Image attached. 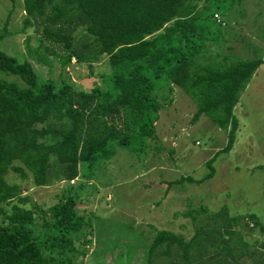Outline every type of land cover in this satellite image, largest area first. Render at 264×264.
Instances as JSON below:
<instances>
[{"label":"trees","instance_id":"trees-1","mask_svg":"<svg viewBox=\"0 0 264 264\" xmlns=\"http://www.w3.org/2000/svg\"><path fill=\"white\" fill-rule=\"evenodd\" d=\"M21 2L22 28L32 26L40 33L35 47H29V36H24L32 61L47 64L51 55L61 68L72 58L90 66V61L105 55L110 67L102 75L103 85L83 89L70 79L58 83L49 77L39 79L30 61L17 62L0 50V72L20 82L0 75V264H73L86 255L91 241L88 215L78 210L79 197L71 191L76 178L96 157L111 158L114 146L135 153L144 142L156 141L160 101L171 102L173 86L194 103L192 121L204 115L226 131V142L216 153L228 151L237 128L233 106L264 57L242 58L246 52L242 57L229 52L230 58L220 51L219 41H225L222 46L230 51V39L235 38L233 32H222L223 16L235 0ZM80 27L95 46L91 58L74 45L73 31ZM6 33L5 27L0 28V40ZM216 153L205 161L202 177L182 178L194 183L211 178ZM51 156L61 172L57 180L70 189L60 190L54 203L41 208L22 194L19 182H8L5 175L13 171L21 180L43 186ZM245 218L255 226V217ZM259 234L251 233L250 245L243 241L242 247L229 236L223 244H214L202 229L186 240L158 230L148 245L145 264H150L153 253L174 264H233L255 252L260 257L252 264H264V227ZM171 248L181 261L170 255Z\"/></svg>","mask_w":264,"mask_h":264},{"label":"rangeland","instance_id":"rangeland-1","mask_svg":"<svg viewBox=\"0 0 264 264\" xmlns=\"http://www.w3.org/2000/svg\"><path fill=\"white\" fill-rule=\"evenodd\" d=\"M23 17L21 0H0V28L5 27L7 31L0 40L1 51L17 62L30 61L39 79L49 77L56 83L61 78L70 79L83 89L94 83L103 85L102 75L110 71L105 55L90 61V66L86 61L77 62L72 58L61 68L51 55L47 64L32 61L26 53L24 36H29L28 46L35 47L40 33L32 26L22 28ZM223 17L226 24L222 32H233L235 38L230 39V51L222 46L225 41H219L222 53L242 57L246 52L247 57L242 58L262 54L264 57V0H235L233 9ZM73 37L80 53L91 58L95 46L81 27L73 31ZM55 51L60 53L58 48ZM262 73L264 64L258 76L250 80L247 92L241 91L233 106L237 128L228 151L216 153L226 142V131L204 115L192 121L194 103L175 89L169 96L170 103L160 101L156 144L148 140L135 153L126 147L114 146L111 158L96 157L94 164L83 171L84 175L71 188L79 197L78 210L88 215L91 230L89 250L73 264H145L148 245L158 230H169L186 240L202 229L215 239L214 244H223L229 236L242 247L243 241L250 245L251 233L260 235L259 228L264 227V168L258 167L264 163ZM0 75L7 80H18L4 72ZM214 153L211 178L200 183L183 179L187 175L202 177L207 171L204 163ZM220 158L225 159L223 166ZM59 174V165L51 156L43 186H34L30 179L21 180L13 171L5 178L8 182H19L22 194L46 208L57 200L60 190L70 189L68 183L57 180ZM215 214L219 215L213 217ZM247 215L255 217V226L251 227L252 221L245 218ZM194 249L195 246L189 248L190 259H194L190 256ZM170 250V255L181 261L180 255ZM239 261L247 264V259ZM150 264L174 263L164 255L153 253Z\"/></svg>","mask_w":264,"mask_h":264},{"label":"crops","instance_id":"crops-1","mask_svg":"<svg viewBox=\"0 0 264 264\" xmlns=\"http://www.w3.org/2000/svg\"><path fill=\"white\" fill-rule=\"evenodd\" d=\"M262 64H264V63L259 64V65L257 66V68L254 70V72L252 73V75H251V77H250L248 83L246 84V86H245L244 89L242 90V93L247 92V91H245V90H248V88H249V86H250V85H249L250 80H251L252 78L258 76V70H259V68L262 66ZM261 77H264V74H263V73H262V76H261ZM175 89H178V90L181 91V93H183V91H182L180 88L176 87V86H173L172 93H174V90H175ZM243 91H244V92H243ZM181 93L179 94L180 96H182ZM242 93H241V94H242ZM183 95H185V94L183 93ZM234 109H235V108H234ZM234 109H233V110H234ZM160 119H161V112H160V110H159V112H158V119L156 120L155 125H156L157 122H160ZM155 127H156V126H155ZM157 132H158V131H156V133H157ZM156 135H157V140H158V139H159V138H158V134H156ZM161 140H163V138H162ZM149 142H150V144H156L157 141L150 140ZM212 149H215V150H216L217 148L213 147ZM219 160H220L219 163L221 164V166H223V165H224V161H225V159L220 158ZM256 167H257V166H256ZM258 167H259V168H264V163H263V164H260ZM76 180H78V177L76 178ZM263 238H264V236H263ZM259 257H260V256H258V253L255 252V254H254L253 256H252L251 254H246V255L242 256L239 260L247 259V264H252V259H253V258L256 259V258H259ZM261 258H264V255L261 254ZM239 260H238L236 263H233V264H239V262H240Z\"/></svg>","mask_w":264,"mask_h":264}]
</instances>
